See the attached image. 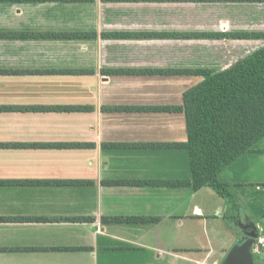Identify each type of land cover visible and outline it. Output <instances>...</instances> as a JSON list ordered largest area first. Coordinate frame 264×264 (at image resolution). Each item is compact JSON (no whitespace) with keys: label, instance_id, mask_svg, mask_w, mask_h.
<instances>
[{"label":"crops","instance_id":"crops-1","mask_svg":"<svg viewBox=\"0 0 264 264\" xmlns=\"http://www.w3.org/2000/svg\"><path fill=\"white\" fill-rule=\"evenodd\" d=\"M150 4L181 3L0 0V264H221L248 235L264 236V137L219 174L231 199L109 184L190 179L187 152L163 146L186 141L183 115L151 109L180 106L197 80L102 73L179 68L159 53L187 42L102 33L213 31L149 28ZM45 33L96 37L18 36ZM56 106L88 110H17ZM114 217L147 220L103 221Z\"/></svg>","mask_w":264,"mask_h":264},{"label":"trees","instance_id":"trees-1","mask_svg":"<svg viewBox=\"0 0 264 264\" xmlns=\"http://www.w3.org/2000/svg\"><path fill=\"white\" fill-rule=\"evenodd\" d=\"M86 2L93 0H63ZM113 3H193L248 4L264 0H102ZM21 37L53 39H89L94 33L20 34ZM103 39H159V40H222L264 42V30L246 31H172V32H114L102 33ZM67 74H79L67 71ZM102 73L139 74L160 77L194 78L197 83L182 94L180 106L158 110L181 113L184 118L186 141L166 144L168 148L185 150L188 154L190 179L187 181H114L112 185L190 186L198 191L211 187L220 197L231 199L227 186L218 180L219 174L239 156L264 137V44L223 69L164 68L140 70H111ZM16 110V109H10ZM23 112L77 113L87 108L75 106L35 107L17 109ZM55 147H72L57 145ZM145 147H155L146 145ZM146 218H104V222L145 221Z\"/></svg>","mask_w":264,"mask_h":264},{"label":"rangeland","instance_id":"rangeland-1","mask_svg":"<svg viewBox=\"0 0 264 264\" xmlns=\"http://www.w3.org/2000/svg\"><path fill=\"white\" fill-rule=\"evenodd\" d=\"M149 23L145 26L158 29L193 30H264V4H175L149 5ZM264 42L194 40L166 42L159 62L179 68L207 67L223 69L244 55L262 46ZM180 85L196 82L188 78Z\"/></svg>","mask_w":264,"mask_h":264},{"label":"water","instance_id":"water-1","mask_svg":"<svg viewBox=\"0 0 264 264\" xmlns=\"http://www.w3.org/2000/svg\"><path fill=\"white\" fill-rule=\"evenodd\" d=\"M255 238L256 234L248 235V240L243 242L237 249H232L221 264H251L250 246Z\"/></svg>","mask_w":264,"mask_h":264},{"label":"built area","instance_id":"built-area-1","mask_svg":"<svg viewBox=\"0 0 264 264\" xmlns=\"http://www.w3.org/2000/svg\"><path fill=\"white\" fill-rule=\"evenodd\" d=\"M251 253L256 257H264V236H256L251 244Z\"/></svg>","mask_w":264,"mask_h":264}]
</instances>
